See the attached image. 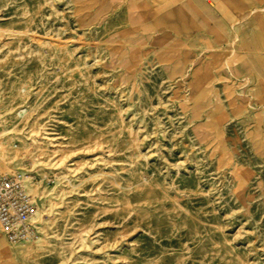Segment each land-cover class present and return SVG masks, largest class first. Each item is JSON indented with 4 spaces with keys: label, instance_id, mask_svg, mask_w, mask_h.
<instances>
[{
    "label": "rangeland",
    "instance_id": "374dc122",
    "mask_svg": "<svg viewBox=\"0 0 264 264\" xmlns=\"http://www.w3.org/2000/svg\"><path fill=\"white\" fill-rule=\"evenodd\" d=\"M98 1L0 0V175L37 188L41 233L0 264H264V11L197 75L132 60ZM233 51L246 71L201 88Z\"/></svg>",
    "mask_w": 264,
    "mask_h": 264
},
{
    "label": "crops",
    "instance_id": "0c3cea01",
    "mask_svg": "<svg viewBox=\"0 0 264 264\" xmlns=\"http://www.w3.org/2000/svg\"><path fill=\"white\" fill-rule=\"evenodd\" d=\"M119 4L125 9L130 29L136 33V41L125 39L132 60L136 57L141 60L144 53L151 52L159 61L170 65L172 73H186L195 68L197 75L204 71L205 51L215 46L223 51L226 44L235 41V28L239 23L264 11V0H105L102 8L99 9L97 3L95 8L85 12H111ZM171 26L183 28V35ZM156 40L159 42L155 43ZM191 42L202 46L193 60H190V49L183 45ZM145 46L148 47L146 52ZM229 54L232 58L242 59V63L231 69L223 63L226 67L205 81L201 88L215 76L235 78L246 71L247 57L238 55L237 51ZM6 242L4 237L0 240V257H5Z\"/></svg>",
    "mask_w": 264,
    "mask_h": 264
},
{
    "label": "built area",
    "instance_id": "2783aa9c",
    "mask_svg": "<svg viewBox=\"0 0 264 264\" xmlns=\"http://www.w3.org/2000/svg\"><path fill=\"white\" fill-rule=\"evenodd\" d=\"M24 172L0 175V232L13 246L34 245L41 233L34 220L37 205Z\"/></svg>",
    "mask_w": 264,
    "mask_h": 264
},
{
    "label": "bare ground",
    "instance_id": "6f19581e",
    "mask_svg": "<svg viewBox=\"0 0 264 264\" xmlns=\"http://www.w3.org/2000/svg\"><path fill=\"white\" fill-rule=\"evenodd\" d=\"M7 163H8L7 157H5V154H4L3 150L0 149V171H3V173H4V171H10ZM14 172H16V171H12V172H9V173H14ZM6 173L8 174V172H6ZM26 188L28 189L29 193L36 194L38 192L37 188L34 185H32L31 183H29V182H26ZM37 215L38 214L36 212L35 216L37 217ZM34 219H35V217H34ZM4 250H6V248H4ZM15 252H16V249H10V248H7V250L4 251L5 255L8 258H10L11 260H16Z\"/></svg>",
    "mask_w": 264,
    "mask_h": 264
}]
</instances>
